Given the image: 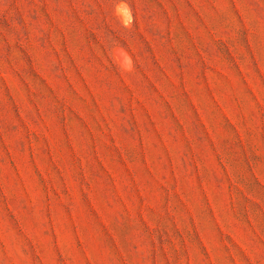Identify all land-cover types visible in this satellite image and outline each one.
<instances>
[{"label":"rangeland","instance_id":"374dc122","mask_svg":"<svg viewBox=\"0 0 264 264\" xmlns=\"http://www.w3.org/2000/svg\"><path fill=\"white\" fill-rule=\"evenodd\" d=\"M0 264H264V0H0Z\"/></svg>","mask_w":264,"mask_h":264},{"label":"bare ground","instance_id":"6f19581e","mask_svg":"<svg viewBox=\"0 0 264 264\" xmlns=\"http://www.w3.org/2000/svg\"><path fill=\"white\" fill-rule=\"evenodd\" d=\"M122 11H124L125 12V15L127 14V12H126V9L125 8H123V10ZM122 13V12H121ZM129 14V13H128ZM125 15H124V17H125ZM129 16V15H128Z\"/></svg>","mask_w":264,"mask_h":264}]
</instances>
